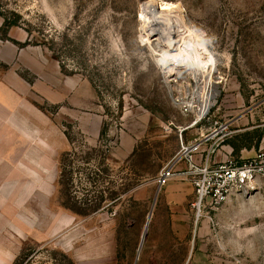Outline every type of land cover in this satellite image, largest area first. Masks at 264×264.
<instances>
[{
    "label": "rangeland",
    "instance_id": "374dc122",
    "mask_svg": "<svg viewBox=\"0 0 264 264\" xmlns=\"http://www.w3.org/2000/svg\"><path fill=\"white\" fill-rule=\"evenodd\" d=\"M146 1L0 0L17 20L0 15V264H264V185L199 209L190 178L156 182L198 72L169 59L166 76ZM163 2L217 60L208 120L183 140L224 123L221 160L264 151L240 153L264 135V0ZM167 27L196 39L175 14Z\"/></svg>",
    "mask_w": 264,
    "mask_h": 264
},
{
    "label": "built area",
    "instance_id": "2783aa9c",
    "mask_svg": "<svg viewBox=\"0 0 264 264\" xmlns=\"http://www.w3.org/2000/svg\"><path fill=\"white\" fill-rule=\"evenodd\" d=\"M176 102L175 104L183 114H192L194 117L187 124L178 126L182 139L181 149L174 158V164H167L156 175L159 186L165 185L176 174L190 178L196 190L197 204L201 206L209 198L208 204L216 207L226 202L236 192L249 196L260 185H264V151H259L251 158L228 157L225 160L213 162V156L220 151L223 142L231 135L229 125L220 123L210 134L195 136L189 141H184L183 132L207 121L208 113L196 116L193 111L200 108L197 102L190 103L188 100L180 104ZM179 161L186 163V169L177 173L176 163Z\"/></svg>",
    "mask_w": 264,
    "mask_h": 264
},
{
    "label": "bare ground",
    "instance_id": "6f19581e",
    "mask_svg": "<svg viewBox=\"0 0 264 264\" xmlns=\"http://www.w3.org/2000/svg\"><path fill=\"white\" fill-rule=\"evenodd\" d=\"M174 14L178 18V22L186 27V30H190V32L193 31V37L194 35L196 36L194 41L188 43L185 35L184 37L179 38L177 33L171 35L166 33L165 28H168V22ZM141 17L145 23L144 26H146L148 32H151V37H149V39H151V41L157 40V42H155V47H160L159 50L161 52L158 54L157 60H159L163 65L161 67L165 70L166 76L167 74L172 75L169 69V62L166 61L169 59H176L173 63L178 66L192 64L194 65L193 67H195V71L198 72V77L195 81L197 88H193L191 93H185L182 96H178L179 98L176 99L178 102L176 103L180 104L182 102H186L187 100L190 103L197 102L200 108L198 110H194L193 113L196 116L206 115L214 105V100L218 94V88L216 85L217 82L214 80L215 73L218 71V68L217 60L213 51L209 50L201 41V38L194 31V27L187 23L182 8H180L177 4L172 2H163L158 5V0H148L141 8ZM154 35L157 37L152 39V36ZM197 207L200 209L199 203L197 204ZM200 215L201 213H198V216ZM146 230L147 227L145 228V232Z\"/></svg>",
    "mask_w": 264,
    "mask_h": 264
},
{
    "label": "crops",
    "instance_id": "0c3cea01",
    "mask_svg": "<svg viewBox=\"0 0 264 264\" xmlns=\"http://www.w3.org/2000/svg\"><path fill=\"white\" fill-rule=\"evenodd\" d=\"M192 128H193V127L189 128V129H192ZM186 130H188V129H186ZM186 130H185V131H186ZM191 139H192V138H188L187 141H189V140H191ZM222 147L226 150V153H231L232 150H233V147H232L231 144H229V143L226 144V145H223V144H222ZM220 149H221V148H220ZM259 150H264V135H263V136L261 137V139H260L259 148H255L254 145H251V146H249V147H242L241 150H240L241 157H244L245 153L250 154V153H252V151L257 152V151H259ZM217 155H218V154H216V155L213 156V158H214V160H213V158H212L213 162H218V161L221 160Z\"/></svg>",
    "mask_w": 264,
    "mask_h": 264
},
{
    "label": "trees",
    "instance_id": "16d2710c",
    "mask_svg": "<svg viewBox=\"0 0 264 264\" xmlns=\"http://www.w3.org/2000/svg\"><path fill=\"white\" fill-rule=\"evenodd\" d=\"M0 15H2L3 17V26H5V28H9L13 25H16L17 24V20H10L8 18V16H6L3 12L0 11ZM263 134H261L259 137H258V140L257 142L255 143V147L258 148L259 147V144H260V139H261V136ZM234 151L236 152V150L234 149ZM20 257H17V259L14 261L13 264H18L17 261L19 260Z\"/></svg>",
    "mask_w": 264,
    "mask_h": 264
}]
</instances>
